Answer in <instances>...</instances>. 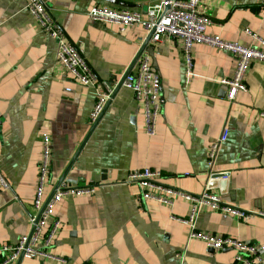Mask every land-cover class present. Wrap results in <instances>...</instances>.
Segmentation results:
<instances>
[{
    "label": "crops",
    "instance_id": "0c3cea01",
    "mask_svg": "<svg viewBox=\"0 0 264 264\" xmlns=\"http://www.w3.org/2000/svg\"><path fill=\"white\" fill-rule=\"evenodd\" d=\"M117 1L121 5L44 0L64 41L81 52L97 83L111 90L99 119L90 123L96 89L65 72L56 60V42L40 29L25 0H0V172L9 184L0 188V263L3 246L30 234L29 218L38 214L33 202L46 135L49 163L40 201L44 204L58 187L93 193L63 197L56 204L49 223L58 221L59 227L47 249L50 258L13 264H236L233 250L212 251L200 240H189V226L171 220H186L189 202L175 198L166 205L141 198V189L127 177L145 168L159 172L164 186L192 195L206 190L250 214L238 220L201 206L195 231L259 248L264 264V118L259 116L264 64L250 63L245 91L228 101L221 81L233 76L231 55L195 45L188 70L179 39L146 42L161 105L150 137L142 106L131 91L118 87L128 71L135 73L134 59L148 34L137 26L120 31L87 14L96 5L144 14L158 0ZM199 11L210 19L209 36L253 46L244 33L248 30L264 40V0H200ZM224 129L227 139L210 170L208 147ZM212 174H225L227 185L209 189Z\"/></svg>",
    "mask_w": 264,
    "mask_h": 264
},
{
    "label": "built area",
    "instance_id": "2783aa9c",
    "mask_svg": "<svg viewBox=\"0 0 264 264\" xmlns=\"http://www.w3.org/2000/svg\"><path fill=\"white\" fill-rule=\"evenodd\" d=\"M25 4L27 11L36 20L40 29L56 42V60L65 72L82 86H92L96 89V102L89 115L90 123L96 122L111 98V90L97 83L81 52L69 42L64 41L63 31L51 17L44 0H25ZM199 5L200 0H158L147 7L144 14L136 10L115 8L109 5H96L89 10L87 15L92 21L111 23L117 26L120 31L133 26L140 27L148 34L147 44L159 43L163 39L169 38L179 39L182 42L183 57L188 70L191 66L190 50L195 45H205L231 55L236 62L235 70L231 78L221 81V85L226 89V99L233 101L239 92L245 91L244 76L250 63L260 62L264 64V40L248 30H245L244 33L255 44L253 46L226 42L220 37L207 35L205 31L211 22L208 17L201 14ZM121 86L131 91L136 101L142 106L145 133L150 137L154 136L156 118L161 107L160 84L159 77L151 64L146 45L137 57L135 73L126 75ZM64 92L69 93L70 90L66 89ZM259 116L264 118V113H259ZM226 139L227 130L224 129L219 138L208 147L206 165L210 170L215 163L221 145ZM48 163L49 138L43 135L42 156L38 170L39 189L33 202L38 214L29 218L30 234L21 236L13 246H3L5 258L0 264H13L19 258H50L47 249L51 247L53 236L59 227L58 221L49 223L56 204L63 197L93 193L91 188L58 187L43 204L40 201L39 193L47 175ZM127 179L128 182L137 185L141 189L140 195L143 200H154L166 205H171L175 198L189 202L191 206L186 220L171 217V220L189 226V240H200L212 251L233 250L236 264H261V256L259 255L261 249L236 239L219 238L195 231V218L201 206L231 215L238 220L245 219L250 214L224 205L218 197L211 195L206 190L198 195H192L164 186L159 182L161 174L148 168L133 170L129 173ZM0 188H9V184L1 172ZM148 190H156L166 196H153L154 194ZM260 216L264 217V214ZM48 225L49 227L46 228Z\"/></svg>",
    "mask_w": 264,
    "mask_h": 264
},
{
    "label": "water",
    "instance_id": "95a60500",
    "mask_svg": "<svg viewBox=\"0 0 264 264\" xmlns=\"http://www.w3.org/2000/svg\"><path fill=\"white\" fill-rule=\"evenodd\" d=\"M103 1H105V2L108 3V4H112V5H121V4H119V2H118L117 0H103ZM147 40H148V38H147ZM147 40L144 42L143 46H142V47L140 48V50L138 51V53H137V55H136V57H135V59H134V62L136 61V59H137L139 53L141 52V50L145 47ZM128 72H129V71H128ZM128 72L125 74V76L128 74ZM123 79H124V78H123ZM123 79H122V80H123ZM121 83H122V81H121ZM121 83L119 84L118 87L121 86ZM210 178H211V180H210V182H209V189H210L211 187H215V185H218V186L221 187V188H224V187L227 185V180H226V175H225V174H212V175L210 176ZM218 179H222V180H218ZM42 209H43V208H42ZM42 209H41V210H42ZM20 259H21V258H19V260H20Z\"/></svg>",
    "mask_w": 264,
    "mask_h": 264
}]
</instances>
